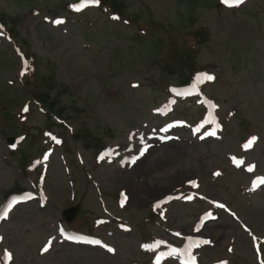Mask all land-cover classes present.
I'll return each mask as SVG.
<instances>
[{
  "label": "rangeland",
  "instance_id": "374dc122",
  "mask_svg": "<svg viewBox=\"0 0 264 264\" xmlns=\"http://www.w3.org/2000/svg\"><path fill=\"white\" fill-rule=\"evenodd\" d=\"M105 1L125 19L96 7L73 13L76 0H0V205L12 193L37 196L0 221V261L8 252L10 264H149L142 237L187 234L206 207L171 202L151 214L158 199L194 197L192 180L264 235V193L246 194L249 176L230 167L241 143L259 136L247 158L264 174V0L231 9L222 0ZM27 57L34 74L23 77ZM193 70L198 94L223 120L214 137L192 134L200 101L169 96ZM162 136L176 139L161 143ZM137 144L147 147L137 165L95 162L102 150ZM104 206L131 229L108 239L114 256L56 242L48 251L58 230L89 232L95 215L110 219ZM69 210L77 214L68 224L62 212ZM203 235L215 244L203 262L225 256L232 238V263L255 264L249 239L227 215Z\"/></svg>",
  "mask_w": 264,
  "mask_h": 264
},
{
  "label": "snow or ice",
  "instance_id": "6c2138e0",
  "mask_svg": "<svg viewBox=\"0 0 264 264\" xmlns=\"http://www.w3.org/2000/svg\"><path fill=\"white\" fill-rule=\"evenodd\" d=\"M222 2L231 6V5H238V4L242 3L243 0H222ZM97 3H98V0H81V3H80L79 5L74 4V5H71L70 7H72L73 10H75V11H81V10L83 9V7L86 6V4H93V5H95V4H97ZM113 19H116V17H113ZM54 23H63V21H61V20H56V21H54ZM22 74H23V73H22ZM206 79L210 81V80L213 79V77L210 76V75H206ZM178 94H180V93H178ZM53 139H55V138H53ZM255 140H256V137H251V138L249 139V141L244 145V147H245V148L250 147L251 144H252V142H254ZM56 143H60V141H59V140H56ZM44 158L47 159V154L45 155ZM248 171H252V167H251V166H249ZM260 182H261V183H264V180H261ZM191 183H192L193 185H195V182H194V181L191 182ZM157 206H158V205H157ZM219 206H220V207H223V205H219ZM61 231H62V230H61ZM92 243H97V244H99L100 241H98V240H97V241H92ZM204 243H209V241L205 240ZM44 250H47V247H46ZM108 250H109V251H113V249H111V248H109Z\"/></svg>",
  "mask_w": 264,
  "mask_h": 264
}]
</instances>
